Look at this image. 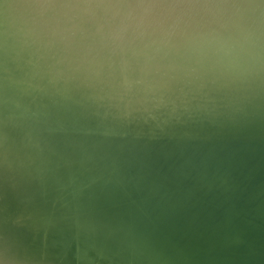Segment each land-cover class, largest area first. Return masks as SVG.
Here are the masks:
<instances>
[{
    "label": "water",
    "instance_id": "95a60500",
    "mask_svg": "<svg viewBox=\"0 0 264 264\" xmlns=\"http://www.w3.org/2000/svg\"><path fill=\"white\" fill-rule=\"evenodd\" d=\"M39 1V8L49 4ZM57 1L61 2L54 3ZM72 1L83 14L70 13L68 16H78L67 17L70 26L58 20L60 28H73L72 34H59V41L74 33L80 41L88 40L85 29L76 25L78 19L92 20L90 24L100 30L101 24L106 27L119 16L142 19L140 29L149 37L133 35L138 54L123 46L140 66L128 65L125 53L118 66L114 59L109 60L113 66L107 62L108 66L97 65L104 61L98 59L100 54L114 57L113 48L102 42L83 47L76 41L68 44L88 56L96 52L95 70L107 74L104 82L92 72H84L87 59L73 67L64 65L69 72L75 69L85 77L80 82L60 79L53 71L35 70L49 63L43 47L38 46L36 60L32 57L29 62L26 55L25 61L24 54L21 56L36 66L31 69L32 65L25 64L22 69L28 67V73L35 75L16 77L7 88L0 84L13 97L10 106L4 105L7 115L30 123L29 134L18 135L24 146L19 150L30 149V154L4 153V142L14 143L0 133V171L10 164L17 167L11 175L0 172V264H199L201 257L207 264H232L226 249L216 247L223 225L229 226L230 219L237 218L247 226L255 218L256 226L264 229L262 198L256 196L260 214L252 213L255 211L246 207L248 202L240 203L250 200V194L243 197L238 193L261 192L258 187L264 182V20H257L255 26L248 21L246 27L233 26L221 19L225 16L222 10H229L221 9L215 0H96L100 2L96 6L93 0ZM158 19L161 23L167 20L168 30L181 26L183 31H177L179 36L154 32L147 23ZM206 22H211L210 27ZM120 25L126 30L130 27V23ZM184 39L191 46L175 51ZM114 41L125 43L121 36L119 42ZM197 52L209 54L200 57ZM149 55L150 62L164 64L155 66L161 70L152 68ZM217 55L225 57L227 67L218 64L213 70L199 69L209 56L219 60ZM184 68H195L198 76L193 85L179 83L177 87L183 80L176 70ZM161 71L176 74L154 86L157 91L147 89L158 82L151 75L162 76ZM167 84L169 90L159 89ZM131 85L135 86L132 93ZM86 88L92 92H84ZM24 89L25 96L18 99ZM189 92L195 94L190 101ZM128 96L136 106L128 103ZM107 103L111 107L104 109L102 105ZM175 106L184 113L180 117H190L191 126L182 122L163 126V121L179 119L168 116ZM97 109L105 115L101 121L106 126H88L93 125L90 118H95ZM58 114L75 124L69 122L71 127L65 128L62 123L66 122L59 118L41 124ZM32 121L38 126L31 125ZM82 133L91 144L98 140L105 148L86 146L82 150L91 152L74 162L66 154L61 156L60 145H77ZM154 219L159 224L144 226ZM198 250L203 252L195 254Z\"/></svg>",
    "mask_w": 264,
    "mask_h": 264
},
{
    "label": "bare ground",
    "instance_id": "6f19581e",
    "mask_svg": "<svg viewBox=\"0 0 264 264\" xmlns=\"http://www.w3.org/2000/svg\"><path fill=\"white\" fill-rule=\"evenodd\" d=\"M54 1L55 0H46V2H48L49 4H46L44 5V7L39 8V6L42 5L40 3L41 1L39 0H34L32 4H28L29 0H0V84H3L4 87L7 88V84H12V82H15L16 80L21 79L23 75L28 76V77H33L35 75V73H28V72H31L30 70L27 71L28 67H25L22 69V66L25 64L32 65V66H29V68L31 67V69H35L36 66H34L32 63L30 64L28 62H24L21 56L24 54L23 57L25 61H26V55L29 56L28 57L29 62H32V57L34 60H36L37 56L35 53V49L38 46L43 47L42 52L45 53L44 55L45 60H49V63H48V66L43 67V68L36 67L35 70L53 71L57 73L60 79L61 77L62 78H72L75 80L78 79L77 81L80 82V79H84L85 77H83V75L79 76L76 73L75 69H71V71L69 72L68 68L66 69L64 65L65 63H68L71 67H73L74 64L85 63L86 62L85 59H87L89 62L83 66L84 72L86 73L92 72V74L96 75L99 78V80L104 82L105 80H108L107 74H102L100 70H95V69H98V67H96V64H95L96 61L94 59L96 52L91 54L92 56H88L86 53H82L79 50H75L71 48V46L68 47V44L75 43L76 41L77 45H81L83 47V46H88L90 44L94 45V43L97 44L99 42L105 43L106 44L105 46H107L108 48L110 47L113 48L111 52L114 57H110V55L104 56L100 54L98 55V59L100 60L102 58L104 61H98L97 65L108 66L107 63H109L111 66H113L114 64L109 62V60L114 59L116 62V66H118L121 62V58L123 57L122 53H125L123 51L124 45H126V48L130 49L132 52H135L137 54L139 53V48H136L139 46L136 45L134 40L132 39L134 34H141V36L138 35L139 39L142 37L141 39L145 38L147 40V37H149L148 34L143 33L142 28L140 29V25H142L141 24L142 19L138 20L139 21L138 22L136 16H132L131 19L130 18L127 19L125 16H119L116 19V22L114 21V23H109V25L106 26L107 28L103 24H101L100 30L102 31L96 28V24H90L92 20L89 22H80V20L78 19L76 20V25L81 28L83 27L85 29L86 32L84 33V36L88 40L87 41L85 40L84 42L80 41L79 38H75L76 36L74 33L73 36H70V35L66 36L68 38L64 39V41H59L57 39V38H60V36H58L59 34H64V33L72 34L71 30H73V28L71 27H67V28L61 27L60 28V26L57 25V22H59L58 20L61 19L63 24L65 25L67 24V26H70L69 18L67 17L78 18V16L74 14L71 16H68V15H70V13H78V15L81 16L83 14V11L79 10L81 9V7L77 6L76 5L77 3L74 4L72 0H61V2L57 1L55 3ZM138 1L141 2V0H138ZM93 2L95 3L94 6H96L97 4H100V2L96 3V0H93ZM244 2L246 3L245 5L247 7L244 6ZM214 3L218 6L221 5L220 6L221 9L226 7L227 10H229V13L222 10V13H224L225 16L223 17L221 16V19L227 20V23H230L233 26L246 27L248 23H250V25L255 26L254 22H256L257 20H264V12H262L264 11V0H215ZM79 4L81 5V3ZM127 4H129V2H127ZM68 5H71V6H68ZM103 5L107 6L106 4H103ZM127 6L130 7L129 5ZM196 7L197 5L195 4L193 8H196ZM202 16L205 17L204 15ZM144 19H145L144 22H147V19L146 18ZM246 21H248V23ZM121 23H130V27L126 30L124 27H122V25H120ZM262 24L264 26V22ZM147 25L150 26V28H155L153 29L154 32L157 30L162 33L168 31L167 34L169 36H172V35L179 36L181 33H178V32L182 30L181 26L177 28L178 30L172 27H171V30H168L169 28H166L168 26L167 20L162 23L159 21V19L154 20V22L153 20H149ZM206 25L210 27L211 22H206ZM119 29L123 30L124 32L120 34L117 31ZM162 33L156 36H162ZM119 36H121L125 40V43L118 41ZM193 36L194 34H192V36L189 38V41L193 40L191 39L193 38ZM175 38L176 37H174V39ZM114 39L117 40L119 44H116ZM197 41L198 40H196V42ZM187 43H188V40L184 39V41H182V43H180V45H178V47L175 48L174 50L177 51L178 49L190 47L191 45L187 46ZM204 44L206 45V42ZM84 48H87V47H84ZM103 52H104L103 54L106 53V51H103ZM132 52L125 53L128 59V65L136 64L137 66H140L139 65L140 62L135 61L136 60L135 56H131L133 55ZM196 54H199V53L197 52ZM196 54H195V57H196ZM205 54H209V53L205 52V53L199 54V56L202 57ZM228 54L232 56L235 54V51L229 52ZM210 57L211 56H209L207 60L205 59V62H202L199 64L200 70H203V69L213 70L214 68L212 67L218 64L224 65V68H225L227 67L226 64H229L227 61L222 60V59H225V57L223 56L217 55L216 59H219V60H216V61H214V59H210ZM147 59L149 61L153 58L150 57L149 55ZM150 63H152L150 65L152 66V68H154V70H161L155 66L162 67V65H164L160 61L159 63L155 61L150 62ZM165 65L168 66L169 63H165ZM176 71L178 73V74L175 73L176 76H182L180 80H183V81H179L178 83H176L177 87L179 86V83H181L183 86L185 83H187L188 85L190 84L193 85L194 83L193 78H196V76H198L196 75L195 68H193V70H186V68H184L181 71L179 70H176ZM161 73H162V76L161 74L151 75V77L154 78V80L158 82L147 85L146 87L147 89L157 91L155 90L154 86H161L163 85V80L168 81L170 80V78L174 79L175 77V74H172L171 76H169V75H166L162 71ZM129 76L131 77V75ZM190 76H192L191 77L192 82L190 81ZM230 76L233 78V75H230ZM44 80L46 81V79ZM22 84L30 85V86H37V84L30 83V82H23ZM168 86L170 85L168 84L164 85L163 87H159V89L169 90ZM134 87L135 86L131 85V87L129 88L130 93L133 92L131 91V89H133ZM86 89L87 90H84V92L86 93L92 92L90 91L92 90L91 88L90 89L86 88ZM25 91L26 89L23 90L22 94L19 93L18 94L19 96H17V98L19 99V97H24ZM192 91H194L193 93H196V88H193ZM193 93L191 92L188 93V96H189L187 98L188 101H190L191 99H194L195 94ZM147 95H149V93ZM128 98H130V100H128V103L131 105H135L134 103H132V100H131L132 97L128 96ZM12 102H13V97L11 96V94L7 91V89L2 88L0 85V133H2L3 136L7 138V141H11L12 143H14V145H10L9 143L4 142V144L7 145L5 147L6 151L4 153L8 155L9 151L18 150L21 152V155L24 153L30 154L29 152L30 149H28V151L19 150L21 148H24V146H22V143L18 141V137H19L18 135L20 134V132L26 135L29 134L30 128L28 126L30 125V123L27 122L23 124V120H21L18 116L10 117L7 115V109L4 105L10 106L9 103H12ZM24 102H27V100H24ZM102 107L106 109L111 106L108 105L107 103V104H103ZM171 111H172V114L171 115L168 114V116H172L175 118L179 117V119L173 120L174 122L172 121L164 122L163 121L164 127L165 126L172 127L175 124L176 125L180 124V122H182V124H186V125L188 124L189 126L192 125L191 123H188L190 117H186V118L180 117L184 113L181 111L179 112L177 106L173 107ZM44 112L49 114V112L46 110ZM93 114L95 118L93 117L90 118V120L93 122L92 123L93 125H88V126L93 127V126H96L98 123H100V125L98 126H106V124L101 121V120H105L103 119V116L105 117V115L101 113V109H97L96 112H94ZM139 114L141 116H144V114L142 113H139ZM59 116H62V115L58 114L56 116V119L52 118L50 119V121L47 120V121L41 122V124L43 125L44 123L50 124L51 122H55L54 120H57L58 118L66 122L64 123L62 121L63 122L62 124L65 125V128L71 127L70 123L75 124V121L71 120L69 121L70 122L69 123L65 117L60 118ZM80 122L81 123H79L78 125L82 126L84 123L82 121ZM38 124L39 123L36 124L34 121L31 122V125L33 126L34 125L38 126ZM88 126L86 127L88 128ZM4 127H7L8 129H3ZM47 142H50V141H47ZM71 144L65 143L64 145H60L62 150H60L59 154L61 156H64L66 154L67 157L69 158L68 160H72L73 162H74V158L79 157L80 155L84 153H87V151L89 153L91 152L89 150H82V149H86L87 148L86 146H89L90 148H96V149L105 148V144L99 142L98 140H94L93 143L91 144L90 138L87 135H83V133L82 135H80V139L78 140V142H76L77 145H71ZM10 147H13V148H10ZM78 150H81V151H78ZM113 161L114 159L109 160V162H113ZM63 163L69 164L65 160H63ZM15 166H16L15 164L7 165L4 168L5 170L0 171V172L3 175H11V171L17 168ZM22 168L26 170L24 167ZM70 175L72 174L70 173ZM262 183H263L261 184L262 186L258 187V188H261V192H257V191H248L247 193L246 192L244 193L242 191L238 192V193H241L243 197H245V195L250 194V200H243L240 203L243 204V203L248 202L246 207L255 211L252 213L257 212L258 214H260V211H257L258 204L256 203V201L258 199L256 198V196L262 198V200L264 201V182ZM210 209L212 208L210 207ZM261 212L262 214H264V205L261 207ZM213 214L214 212L212 211L211 215ZM250 219L253 221V224H249L245 226L244 223H242L237 218L235 219L231 218L230 225L229 226L223 225L224 231L223 232L220 231L219 233V235L221 236L219 238L220 240L218 239L219 241H217L216 247H218L219 249L220 248L226 249V251L230 255L229 259L232 264H264V229L256 226L255 218H250ZM158 222H159L158 219L156 220L154 219L152 223H146L144 224V226L150 225V224L151 225L159 224ZM163 241H164L163 239L160 241L161 244L163 243ZM201 252L203 251L198 250L197 252H195V254L201 253ZM198 260H199V264L208 263L203 259V257L198 258Z\"/></svg>",
    "mask_w": 264,
    "mask_h": 264
}]
</instances>
